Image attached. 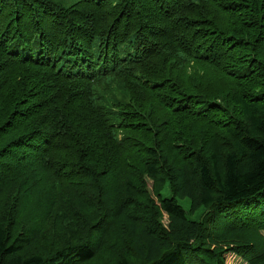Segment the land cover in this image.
I'll list each match as a JSON object with an SVG mask.
<instances>
[{
  "label": "trees",
  "instance_id": "1",
  "mask_svg": "<svg viewBox=\"0 0 264 264\" xmlns=\"http://www.w3.org/2000/svg\"><path fill=\"white\" fill-rule=\"evenodd\" d=\"M262 230L264 0H0V264H264Z\"/></svg>",
  "mask_w": 264,
  "mask_h": 264
},
{
  "label": "rangeland",
  "instance_id": "2",
  "mask_svg": "<svg viewBox=\"0 0 264 264\" xmlns=\"http://www.w3.org/2000/svg\"><path fill=\"white\" fill-rule=\"evenodd\" d=\"M148 183V188L150 189L151 187V182L150 181H147ZM179 205L183 207L184 211L186 212V216L189 220H199L201 219L202 217V210H198L197 212H195L194 214H190L189 213V208H190V203L187 199H184V200H179L178 201ZM162 224L165 226L167 224V218H166V215L163 216L162 218ZM260 236H263L264 237V230L260 231L259 232ZM255 244V242H254ZM259 247V246H258ZM256 245L254 247V250L255 251H259L260 247L258 248ZM225 264H249L246 259L241 256V255H238L234 252H230V253H227L225 255Z\"/></svg>",
  "mask_w": 264,
  "mask_h": 264
}]
</instances>
